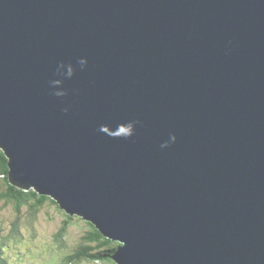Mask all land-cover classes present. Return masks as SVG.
<instances>
[{"label":"water","instance_id":"obj_1","mask_svg":"<svg viewBox=\"0 0 264 264\" xmlns=\"http://www.w3.org/2000/svg\"><path fill=\"white\" fill-rule=\"evenodd\" d=\"M0 148L117 264H264V0H0Z\"/></svg>","mask_w":264,"mask_h":264},{"label":"trees","instance_id":"obj_2","mask_svg":"<svg viewBox=\"0 0 264 264\" xmlns=\"http://www.w3.org/2000/svg\"><path fill=\"white\" fill-rule=\"evenodd\" d=\"M9 171V159L0 148V209L5 212V217H12L14 220L12 227L9 230L6 229V233L1 232L0 235V264H8L7 258L1 256L4 252L15 251L19 255L23 247L39 244L37 241L38 216L46 208L45 206L49 210L54 209L58 213H64L65 216L60 222V228L50 236L47 243L40 244L42 249L47 251L40 259L50 262L55 252L66 249L70 245L69 238H72L69 228L77 224L78 233H80L76 238L78 244L66 260L72 264H76L81 259L116 264L111 254L119 246V242L104 237L91 222L84 218L61 209L55 198L40 194L32 187L26 188L18 182H13Z\"/></svg>","mask_w":264,"mask_h":264},{"label":"rangeland","instance_id":"obj_3","mask_svg":"<svg viewBox=\"0 0 264 264\" xmlns=\"http://www.w3.org/2000/svg\"><path fill=\"white\" fill-rule=\"evenodd\" d=\"M46 207V208H45ZM44 210L41 211V214L38 216V230H37V241L39 244L37 246L32 247H23L21 249V253L18 255L15 251H6L2 257L7 258L8 264H72V262H68L66 258L73 253V249L77 246L76 238L79 237L80 233L77 229L78 225L73 224L69 228L70 234L72 238H69V246L63 251H57L53 255L50 262H45L40 259L47 251H44L41 247V243H47V240L50 236L60 228V222L64 219V213H58L54 209L49 210L47 206H45ZM54 208V207H53ZM56 209V208H55ZM14 220L12 217H5V212L0 209V235L1 232L6 233L12 227V223ZM7 229V230H6ZM2 233V235L4 234ZM1 238V237H0ZM1 242V241H0ZM39 246V247H38ZM44 263H43V262ZM105 263H107L105 261ZM99 261H89V260H80L76 264H105Z\"/></svg>","mask_w":264,"mask_h":264},{"label":"clouds","instance_id":"obj_4","mask_svg":"<svg viewBox=\"0 0 264 264\" xmlns=\"http://www.w3.org/2000/svg\"><path fill=\"white\" fill-rule=\"evenodd\" d=\"M81 63H84V61H81ZM173 139H174V137H173ZM62 209V208H61ZM75 215H77V214H75ZM78 216H80V215H78ZM80 217H82V216H80ZM97 229V228H96ZM116 263V262H115ZM117 264V263H116Z\"/></svg>","mask_w":264,"mask_h":264}]
</instances>
